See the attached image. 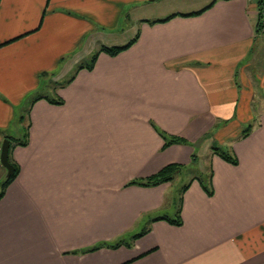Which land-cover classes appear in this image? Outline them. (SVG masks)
<instances>
[{"label": "crops", "instance_id": "crops-1", "mask_svg": "<svg viewBox=\"0 0 264 264\" xmlns=\"http://www.w3.org/2000/svg\"><path fill=\"white\" fill-rule=\"evenodd\" d=\"M258 1L0 0V151L29 126L0 199V264H264V94L255 107L237 82L262 36ZM158 130L194 146L164 148ZM170 163L211 173V196L184 179L180 226L152 221L175 216L177 176L128 185Z\"/></svg>", "mask_w": 264, "mask_h": 264}, {"label": "trees", "instance_id": "trees-1", "mask_svg": "<svg viewBox=\"0 0 264 264\" xmlns=\"http://www.w3.org/2000/svg\"><path fill=\"white\" fill-rule=\"evenodd\" d=\"M262 2H264V0H259L258 4H259V14H258V20H257V24H256V28H255V33L257 35L260 34L261 29L264 28L262 27L261 24V15H260V11H261V5ZM211 6V5H210ZM208 6V7H210ZM208 7L204 8L203 10H200L198 12H194V13H189V14H173L170 15L164 19H158V20H145V22H148L150 24H155V23H161V22H166L170 19H172L173 17L180 15V16H192V15H199L201 14L203 11H205ZM139 39V31L137 32V34L130 39L129 41H127L126 43L122 44V45H118V46H101L98 50H96L94 53H92L89 58L80 63L79 65H77V67L74 70V73L71 77V79L68 80V82H65L64 84H62L61 86H65L67 83H69L72 78L76 75V73L81 70V69H86L91 71L96 63V60L99 56L100 53L104 52L112 57L117 56L118 54H120L121 52L129 49L133 44L136 43V41ZM50 103L53 104H57L60 105L63 103V100L60 98H56L53 100H49ZM23 122V118L21 117V123ZM28 131H29V126L25 127V130L22 131V136L20 138H14L11 136H6V138H8L10 140V148H9V156H8V160L9 162L13 165L14 167V171L13 173L9 176V177H4L3 180L0 181V199L4 196L5 191L7 189V187L11 184V182L16 178L17 174L19 173V168L17 166V164L12 160L11 158V151L15 146H26L28 144ZM251 131V126H248L245 130L242 131L241 135L239 136V139L246 137L247 135H249ZM158 133L160 134V136L163 138L164 140V145L163 147H169L173 144H189V145H193L192 143L188 142L187 140L178 137V136H172V135H167L164 132L158 130ZM211 152L213 155H217L220 158H222L223 160H225L226 162H229L233 165H237L238 160L236 158V156L234 155V153L232 152L231 147H221V146H217V145H213L211 147ZM198 161V157L195 153L192 154L191 156V165H196ZM185 168L183 165L181 164H177V163H170L166 166H164L161 170H159L157 173L148 176L146 178H140V179H135L132 180L131 182L128 183V185H137V186H143V187H154L157 185H160L162 183H166V182H172L175 178V176L180 172L183 171ZM196 179L200 185L202 186V188L205 190V192L211 196L213 194L212 191V187H211V173L209 171V174H197L194 175L192 177L191 180ZM190 185V182L184 184L179 192L177 201H176V211H175V216L173 218H169L167 216H161L158 218H154L152 221H156V220H165L168 223L175 225V226H180L182 224V220L180 217V213H181V206H182V201H183V194L186 191V189H188ZM149 231V228H145L143 229L139 234L134 235L131 239V241L143 236L144 234H146ZM121 243H125L119 241L118 243H115L113 245L110 244H100L98 246H96L95 248H91L90 250H94L98 247L101 246H111V247H118L119 245H121Z\"/></svg>", "mask_w": 264, "mask_h": 264}, {"label": "rangeland", "instance_id": "rangeland-1", "mask_svg": "<svg viewBox=\"0 0 264 264\" xmlns=\"http://www.w3.org/2000/svg\"><path fill=\"white\" fill-rule=\"evenodd\" d=\"M262 6V5H261ZM261 15V11H260ZM264 17L261 15V18ZM262 27H264V19L261 20ZM262 34L260 41L257 43L256 50L249 57V65L246 69H241L242 66L237 70V82L241 88H248L254 95L253 104L258 107V103L261 102V95L264 94V28L261 29ZM243 64H246L244 61ZM241 72L244 73L245 78L247 77L249 82L241 81ZM52 92V90H51ZM26 115V114H25ZM23 121L25 116H22ZM23 123V122H22ZM21 123V136L22 131L25 130L27 124ZM248 124H241V127L245 128ZM242 128V129H243ZM218 145V144H216ZM220 145V144H219ZM177 176V177H176ZM174 181V190H176V195L179 192L180 186L184 183V179L194 176V172L191 169H184L176 175ZM176 210V207H175Z\"/></svg>", "mask_w": 264, "mask_h": 264}, {"label": "water", "instance_id": "water-1", "mask_svg": "<svg viewBox=\"0 0 264 264\" xmlns=\"http://www.w3.org/2000/svg\"><path fill=\"white\" fill-rule=\"evenodd\" d=\"M9 148H10V140L8 138H5L1 146L0 162H1V165L6 170V177H9L14 171L13 165L8 160Z\"/></svg>", "mask_w": 264, "mask_h": 264}, {"label": "built area", "instance_id": "built-area-1", "mask_svg": "<svg viewBox=\"0 0 264 264\" xmlns=\"http://www.w3.org/2000/svg\"><path fill=\"white\" fill-rule=\"evenodd\" d=\"M261 15L264 16V2H262L261 6ZM262 19H264V17H262Z\"/></svg>", "mask_w": 264, "mask_h": 264}]
</instances>
